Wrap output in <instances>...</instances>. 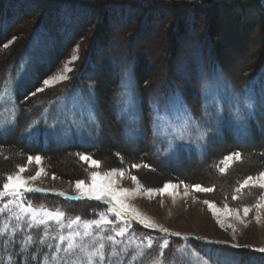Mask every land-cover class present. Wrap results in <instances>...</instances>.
<instances>
[{"label": "trees", "instance_id": "obj_1", "mask_svg": "<svg viewBox=\"0 0 264 264\" xmlns=\"http://www.w3.org/2000/svg\"><path fill=\"white\" fill-rule=\"evenodd\" d=\"M232 1L236 5L243 4L248 8L244 15L251 12L256 15L253 25L260 24L258 30L262 36L257 51L250 54L247 61L238 69L237 74H231L227 70L219 58L213 40L211 42L207 39L209 33L190 36L196 30L195 22L201 21L198 18L201 12L199 9L195 11L188 5L180 7L176 5V9L174 7L170 9L168 5L146 1L140 4L127 0H0V90L14 81L16 76L19 78L13 87L16 108L14 127L4 135H0V189L6 182L7 175L15 174L19 170L18 165L29 166L21 174L25 176L31 168L27 158L37 153L43 154L49 169L63 178L72 181L83 179L87 182L91 178V172L85 162L79 159L77 154L80 153L99 160L101 170L119 168V165L126 167H132L133 164H140L141 167L149 165L161 176H158L161 179L159 183H162L169 174L170 177L167 179L212 186L211 193L215 192L216 197H220L219 200L230 201L232 205L242 206L253 201L257 192L255 190L250 192V189H247L246 194L243 192L238 195L240 197L238 200H233L231 186L238 184L249 175L252 176L264 170V148L259 146L260 138L264 137V8L262 0ZM63 13L67 15L64 16ZM211 14L208 13L209 16ZM60 15L64 18H60ZM260 18L263 20L258 22ZM153 19L162 21L159 31L161 42L171 32L174 34V41L185 43L187 46L183 49L184 52L179 54V58L173 59L171 54L176 51V54L179 53L180 49L177 50L168 45L167 57H172L170 65L168 66L167 62L158 61L155 68L150 66L148 69L147 65L141 66L140 62L143 60L141 49L133 48V43L127 45L126 41L130 42L132 34V40L146 34L152 26ZM112 21L115 22V30H113ZM184 27L187 29L185 30ZM154 29L152 34L149 32L147 36L151 34L150 39L158 45ZM180 32H184V37L181 36L182 38L178 39ZM214 33L213 36L216 38V32ZM189 37L191 39L188 40ZM114 40L125 49H119L120 46L113 47L111 44ZM5 44L8 47H4ZM75 47L81 54V61L77 64L74 75L64 82L37 92L44 79L61 70L69 57L70 50ZM121 56H123L122 62H120ZM176 60L179 63L178 68L182 70L185 77L180 72L177 76L168 74L172 63L177 64ZM126 75L132 83L129 91L139 101V113L142 117L143 115L147 117V123H140L146 133H143L141 138L135 139L132 146H129V142L124 138L123 122L118 120V110H116V103L117 100L119 101ZM214 84L218 85L217 88L223 91L224 96L226 94H229L230 98L241 96L242 109H247L244 99L249 94L253 95L255 106L250 114L251 118L249 120L248 117L246 118L248 120L246 134L222 129L221 133L218 131L219 137L214 133V138L215 136L217 138L203 139L206 143L202 152L193 151L195 154L179 163L170 158H161L154 153L146 139L148 120L151 119V105L157 104L160 109L166 99L178 95L192 117L204 127L206 123L203 124L202 116L208 112L204 89ZM73 92L81 97L88 96L86 103L88 101L90 104L92 101L94 103V115L98 118L99 136H101L96 142L82 143L75 140L58 142L61 135L57 131L51 136H42L39 130H33V124L40 119L42 109L50 105L53 99L73 94ZM208 127L214 129L212 124ZM111 128L117 134L119 139L117 144L121 147L108 136L107 133L111 131ZM234 150L242 153V162L236 163L238 169L242 170L231 169L229 172L221 173L219 162L225 154ZM68 159L73 160L78 169L65 164ZM211 174L217 180L210 179ZM221 178L222 182H220ZM24 198L28 201L24 203L31 204L33 207L42 205L51 211H64L65 217L62 218L61 223L65 227L61 228L55 221H49L47 225L49 234L45 236V225L27 227L28 215L23 214V218L17 221L15 216L20 214V209L14 203L9 204L7 210L0 212V229L7 225V232L0 235V264H28L30 254L39 257L41 261L45 253L51 257L55 245L60 243L58 234L67 235L69 231H76L74 225L71 229L66 227L72 219L80 216L82 221L93 220L106 209L95 199L84 198L70 201L55 192L26 193ZM9 201H11L9 198H3L0 201V208ZM82 221L75 225L83 232ZM135 226L133 230L141 245L146 239L148 230L139 224ZM90 231L93 234L101 232L94 227ZM29 234L33 235L37 241L42 239L43 243H34L29 246L28 251L24 252L20 245L24 237ZM113 236L118 238L116 235ZM158 238L160 242L154 243L150 249H144L141 246H125L127 242L125 235L118 238L116 246L111 247L105 240L104 264H169L181 257L177 255L173 259V252L183 243L205 257L209 255L205 253L206 248L210 254L214 249L210 245L206 247L205 242L192 238L182 240L173 235ZM9 239H12L11 243L7 242ZM165 239L169 241L167 249L160 247ZM77 243L87 245L88 251L93 250L89 237L82 242L77 238ZM63 246H66V242ZM113 251L118 255H113ZM219 251L227 255L233 254L238 260L237 264H264V253L253 250L247 252L237 248L219 249ZM184 252L190 254L189 249ZM59 256L67 260L68 264H76L78 258L79 264H84L86 259L79 249L76 250V255L67 256L61 251ZM133 259L136 260L132 261ZM182 262L178 261L177 264ZM33 264L37 262L33 261ZM50 264H55V261H51Z\"/></svg>", "mask_w": 264, "mask_h": 264}, {"label": "rangeland", "instance_id": "obj_2", "mask_svg": "<svg viewBox=\"0 0 264 264\" xmlns=\"http://www.w3.org/2000/svg\"><path fill=\"white\" fill-rule=\"evenodd\" d=\"M127 1H135L138 3L142 2V4L145 3V1L151 3L155 2L157 4L159 3L160 5H168L170 9L172 7L176 9V5H178V7H180L181 5H188L190 7H193L195 11L199 9L201 13L198 15V18H200L201 21L199 23L197 21L195 22V24L197 25L195 26L196 30L194 34L191 33L190 36L204 35L206 33H209L207 39H210L211 42L213 40L214 46L216 47L217 53L219 54V58L223 61L225 67L231 74H237L238 69L243 65V63L247 61L250 54L257 51L259 47L262 36L260 34V31L258 30V26H260L258 22L262 21L263 18H260V20L258 19V22L256 21L258 25L254 26L253 23L256 15L253 12L244 15L247 11L246 9L248 8H246V6L243 4L236 5V3L232 0ZM262 5L264 8V0H262ZM208 13L212 14L209 16ZM63 15L66 16L67 13H63ZM64 16L60 15V18H64ZM171 17L167 18L170 19ZM161 22V20L158 21L153 19L151 22L152 26L150 27L151 30H147L146 34H144L143 36L134 38V40L136 39L135 41L132 40V34L130 35V42L128 43L126 41L127 45L133 43V48L141 49L143 53V60L142 62H140L142 63L141 66L147 65L149 66L148 69H150V66H153V68H155L157 64L156 62L158 61L167 62L169 66L171 58H177L181 52H184L183 49L186 48L185 46H187L185 45V43L183 44L179 41H174V34L171 32H169V35L166 37V39L161 42L159 36ZM164 24L165 23L163 22V25ZM112 26L113 30H115L116 25L114 21H112ZM153 29L156 30L154 34L156 35L155 37H157V40L159 42L158 45H155V43H153V40L150 39L152 37L151 34ZM184 29L186 30L187 27H184ZM169 30L171 31V27L169 28ZM190 31L191 30H189V32ZM63 32L65 31L63 30ZM149 32H151V34L147 36ZM214 32H216L217 39L213 36L215 35ZM178 36V39H181L182 37H184V32H180ZM114 39L116 38L114 37ZM189 39H191V37H189L188 40ZM111 45L113 47L120 46L116 40H114V43ZM168 45L175 49L177 48V50L180 49L179 53L176 54L177 51L175 50L176 52L174 54H171V58L167 57ZM119 49L125 48L123 46H120ZM70 51L71 52H69V57L62 65L61 70L53 74L52 76L47 77L46 79H50L54 75L61 72L64 68V65L71 60V57L73 55H77L78 59L72 61L71 63H68V67H70L72 70L63 73L67 76V79L71 75H74V70L77 64L81 61V54L78 53L79 51L77 47ZM122 60L123 56H121L120 62H122ZM178 66V61L175 65L172 63L171 67L169 68L168 74L177 76L178 72H180L181 75L185 77L184 73L178 68ZM92 71H94L93 67ZM124 77V84L119 96V101L117 100L116 103V110H118V120H121L123 122L122 132L124 138L129 142V146H132V143H134L135 139L141 138L142 134L146 133L145 129L142 128L140 123H147V117L145 115H143L142 117V115L139 113V101L137 100V98H135L131 91H129L132 85L131 80L130 78H128V75ZM14 79L15 80L6 85L4 89L0 90V124L3 125V127H0V135H4V133H6L7 131L9 132L15 124L16 108L14 103L13 87L19 81V78H17L16 76ZM67 79L61 80L59 82H53V85L64 82ZM217 86V84L208 85V87L204 89V93L206 95L205 105L208 108V112L207 115H205L204 113L202 116V120L204 122L203 124L206 123V126L201 127L207 132V135L205 137H213V139H215L217 138L216 136H220L218 131H220L221 133L222 129L228 132L230 131L245 135L246 131H248V120L251 118L250 114L252 113L255 106L253 95L249 94L248 97L244 99V103L247 105V109H242L240 104L242 100L241 96H239V98L236 96L230 98L229 94H226V96H224L223 91L217 88ZM50 87H45L41 83L40 88L45 89ZM176 97L179 96L174 95L173 97L166 99L161 105L162 108L160 109H158L157 104L151 105V119L150 121L148 120L149 126L147 125L146 139L148 142V146L153 149L154 153H157L161 158H170L174 162L179 163L182 160L188 159L190 158V156L195 154L193 151L200 150V152H202L206 141H196L194 138H186L185 140L176 138L178 134L169 127V124L171 123L177 126L182 125L184 115V113L180 110V106L175 102ZM86 99H88V96L82 95L81 97L74 92L73 94L64 95L53 99L50 105L41 110L40 119L33 124V130H39L40 133L43 134L42 136H51L52 133L57 131L61 135L58 142H66L70 140H75L82 143L96 142L101 137L99 136L100 124L99 122H97V116L94 115L95 112L93 101L92 104H90L89 101L86 103ZM90 99H92L91 96ZM213 111H215L214 114ZM245 112L246 114L244 115ZM247 117L248 120L246 119ZM209 124H212V127L214 129H210L208 127ZM214 133L216 135L215 138ZM41 134H39V136H41ZM107 134L116 144L117 142L119 143L118 136L114 132L113 128H111V131L109 130ZM54 141L56 142V138H54ZM259 143V146L264 148V137L260 138ZM117 145L120 146V144ZM236 151L237 150H234L233 152H229L228 154L234 153ZM228 154H225L223 157L227 156ZM36 156H39L41 158L40 163L37 164L35 160H33V163L30 164V170L27 171L24 177L35 175V173L37 171H40L41 169L43 171L41 173V176L37 180L28 182L29 186L33 188L45 189L46 191L52 193L63 192L69 195H78L77 189L75 187L76 180H67L66 178H63L61 175L49 169L48 162L43 154L37 153L32 157ZM115 158L118 159L117 157ZM236 163L237 162H234L232 167L228 168L226 172H229L231 169H237V171H241L242 169L239 170ZM65 164L71 165L74 168L78 169V167H76V165L73 163V160L71 159H68ZM85 164L89 168L90 172L97 171L101 174V176H103L105 172H108L112 169L124 170L123 177H121L118 173L112 177V179L115 180L112 188L117 192H119L121 189H127L128 194L121 197L125 201V203L136 209L140 213L141 217L154 222L158 226L156 228L146 227V229L148 230L146 233V237H150L153 241V244L156 242H160L158 237H166V235H159V233H165L159 230L160 227L169 229V232L165 234L172 235V233H180V235L177 237H180L182 240H188L192 238L196 241H205L207 245L206 247H209V243L216 244L214 246L210 245L211 248H214L211 254L209 253V250L207 248L205 249L206 255L209 254L205 257L193 251L190 247L183 243L177 250L173 252V259H175L174 257H176L177 255H180L181 257H178V259L176 258V262H170L169 264H177L178 261H183L182 264H203L204 261H207V264H237L238 260L234 257L233 254L227 255L220 252L219 249L232 250L234 249L232 247V245L234 244H238L241 246L237 249H243L247 252L250 250L256 251V249L264 247V209L261 210L259 222H257V220L255 219V209H253V211L249 213L248 217H243V207L251 206L256 203L257 197L260 195L259 189H250V192H252V190H255L257 193L255 194L254 200L249 202L247 205H232L230 201L219 200L220 197H216L215 192L211 193L196 191L193 186L199 184H191L183 180L175 181L167 179L170 177L169 174L165 178L163 177L165 175H163L162 179L164 178V181L162 183H159L161 181L159 177L161 176L158 175L159 173H157L158 171H156V169L150 167L142 166L139 170H135L136 168L119 165V168H109L101 170V162L98 168L94 165L90 166V163L85 162ZM219 165L220 168L224 167V165L222 164ZM27 168H29L28 165L26 166V169ZM257 175L258 173L252 176ZM132 176H136L139 183L134 182L132 180ZM204 176L207 177V175ZM210 179L217 180L214 179V176L212 174L210 175ZM243 180H241L238 184L231 186V190H233L232 196L234 194L237 196L241 195V193L243 192L244 194H246L245 192H247V189L242 190L241 193H235V188L238 187ZM220 182H222V178ZM106 183L107 181L105 180H97L98 186ZM166 183H170L172 185H175L176 187H170L161 194L159 192V189L163 188ZM90 187L91 178L90 180L88 179L87 182L85 181V184L81 186V191L87 192ZM202 187L211 188L212 186ZM149 190L152 191L149 192ZM21 191L23 192V189H21ZM24 195L25 193L21 198L22 204L23 206H27V204L24 202L28 201L24 198ZM6 198H9L10 200L14 199V197L11 196H8ZM2 199L3 198H0V201ZM251 199L252 197L250 198V200ZM107 200L108 196L104 195L103 201L106 202ZM205 200L212 202L217 209L221 210L220 212H218V216L220 221L223 222V227H221V224L217 222V216L213 215V211L209 208L208 204L204 203ZM225 203H227L229 208L238 209V215L241 217V219H237L236 214H225L222 211ZM41 206L42 205H37L35 207ZM104 214L106 215L107 219L113 220L114 222L112 225L103 226V232H105L106 234H115V232L111 231V228H119L125 225H129L128 231L126 232L127 242L125 246H141L144 249L148 248L147 239H145L141 245L137 239L136 232L133 230V228H136V226L133 223L138 222L133 217V215L115 217V214L108 210ZM139 225L145 227L142 224ZM229 225H231V227H229ZM233 229H235V231H233ZM215 248L218 250H216ZM187 249L190 250V254H185L184 250ZM135 260L136 259H133L132 261Z\"/></svg>", "mask_w": 264, "mask_h": 264}, {"label": "snow or ice", "instance_id": "obj_3", "mask_svg": "<svg viewBox=\"0 0 264 264\" xmlns=\"http://www.w3.org/2000/svg\"><path fill=\"white\" fill-rule=\"evenodd\" d=\"M4 47H8L7 44L4 45ZM78 59L77 55H73L71 57V60L68 63H71L72 61H75ZM68 63L64 65V68L61 72L54 75L50 79H44L42 81V84L45 87L53 86V82H59L61 80L67 79V76L64 75V72H69L72 69L68 67ZM44 88H38L37 92L43 91ZM35 95V93H33ZM175 102L180 106V110L184 113L183 115V124L180 126H177L175 124H169V127L176 132L178 135L176 138L180 140H185L186 138H194L196 141L203 140L205 136L207 135L206 130L202 129L200 124L192 117V115L189 113L186 105H184L182 99L179 97L175 98ZM250 107V105H249ZM207 115V112L205 113ZM0 127H3L2 124H0ZM171 147V144H170ZM79 159L81 161H84L86 163H90V166H96L99 167L100 162L93 159L91 156L86 154H77ZM35 160L37 164L40 163L41 158L39 156L32 157L29 156L27 158L28 164H31L32 161ZM243 156L242 153L239 151H236L234 153H230L227 156L223 157V159L219 162L220 164L224 165V167L219 168V171L221 173H225L228 168L232 167L234 162H242ZM18 171L15 174H8L6 177V182L3 183L2 190H0V198L4 197H14L13 200L9 201V203L4 204L3 208H0V212L5 211L9 208V204H16V207L20 209V214H17L15 216V219L17 221L21 220L23 218V214L28 215V223L27 227H39L41 225H45V231L44 235L47 236L48 229L47 225L49 221H55L58 225L61 226V228L65 227L61 221L62 218L65 217V212L61 210H55L51 211L43 206L41 207H33V205L28 204L27 206H23L22 204V197L24 193H32V192H44L45 189L41 188H33L29 186V181H35L37 180L42 173V169L40 171H37L35 175H29L27 177L22 176L21 174L26 171V165L25 166H17ZM140 164H133L132 168H140ZM143 167H149V165H143ZM119 174L121 177L124 176V170L123 169H112L108 172H105L103 176L97 171L91 172V187L87 192L81 191V186L85 184L84 180H78L76 181L75 187L77 189L78 195L76 197H67L65 193L60 192L57 193L58 195L65 196L66 199H95L97 201H103L104 195L108 196V200L106 201L107 204L111 205V207L108 208V211H111L115 214V217H124L125 215H133V217L137 220L139 224L144 225L145 227L150 228H156L158 227L154 222L147 220L143 217H141L140 213L132 208L130 205L126 204L125 201L121 198L122 196H126L128 194L127 189H121L119 192L114 190L112 188V185L115 183V180L112 179L113 176L116 174ZM55 178V177H54ZM105 180L107 181L106 184L103 185H97V180ZM132 180L136 183H139L138 178L136 176H132ZM170 187L174 188L175 185H172L170 183H166L163 188L159 189V192L162 194ZM196 191L199 192H211L212 188H205L200 185H194L193 186ZM23 189V192L21 191ZM245 189H259L260 195L257 197L256 203H254L251 206H244L243 207V217H248L249 213L255 209V219L257 222H259L261 210L264 209V171H261L258 173L257 176H247L242 183L239 184L238 187L235 188V193H241L242 190ZM152 190H149L151 192ZM240 197L237 195H233V200H238ZM205 204H208L209 208L213 211V215L217 216V222L221 224V227H223V222L220 221L218 212H220V209H217L215 205L208 201H204ZM222 211L225 214L232 215L236 214L237 219H241V217L238 215L239 210L236 208H229L227 203H225L224 208ZM82 221V218L80 216H76L74 219L70 221V223L66 226L69 229L72 228V225L79 224ZM113 220L107 219L105 214H100L99 219H93V220H84L82 221L84 230L81 231H69L67 235L64 234H58L57 238L60 241V243L55 245V249L53 253L51 254V257L47 253L44 254L43 260L41 261L39 257H36L34 255H29L28 257V264H33V261H36L37 264H50L51 261H55V264H61V261H63V264H68L67 260H64L63 257L59 256V253L63 251L67 256L76 255V250L79 249L80 252L84 253L85 256V262L84 264H104L105 262V243L104 241L107 240L108 242H111L113 245L117 243L115 240V237L111 234L105 236L102 233L103 226L105 225H112ZM95 226L97 229H101V232H97L96 234H93L90 229ZM231 227V225H229ZM129 225H125L123 227L119 228H111L112 232H115L116 236H123L128 231ZM161 232H169V229L160 227L159 229ZM235 231V229H233ZM7 232V225L4 226L3 229H0V235H3ZM172 235L179 236L180 233H172ZM86 237H90L93 245V250L88 251V246L83 243H77V238L82 242ZM148 240L147 247L150 249L153 246V241L150 237H146ZM8 243L12 242V239H9L7 241ZM66 242V246L62 245ZM34 243H43V240L37 241L33 235L29 234L24 237V240L22 244L20 245L21 250L26 252L28 251V248L30 245ZM161 248L167 249L169 248V241L165 239L163 241V244L160 245ZM233 248H239L241 247L238 244L232 245ZM248 247V246H244ZM126 250V249H125ZM256 251H259L261 253H264V247L256 249ZM113 255H118L115 251L112 253ZM143 254V253H141ZM76 264H79V258L76 262ZM203 264H207V261H204Z\"/></svg>", "mask_w": 264, "mask_h": 264}, {"label": "bare ground", "instance_id": "obj_4", "mask_svg": "<svg viewBox=\"0 0 264 264\" xmlns=\"http://www.w3.org/2000/svg\"><path fill=\"white\" fill-rule=\"evenodd\" d=\"M223 15V14H222Z\"/></svg>", "mask_w": 264, "mask_h": 264}]
</instances>
